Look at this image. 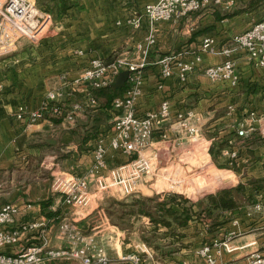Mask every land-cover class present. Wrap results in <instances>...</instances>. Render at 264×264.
Returning a JSON list of instances; mask_svg holds the SVG:
<instances>
[{
    "label": "crops",
    "instance_id": "0c3cea01",
    "mask_svg": "<svg viewBox=\"0 0 264 264\" xmlns=\"http://www.w3.org/2000/svg\"><path fill=\"white\" fill-rule=\"evenodd\" d=\"M35 1L50 13L48 29L37 40L23 38L14 51L0 56V206L6 202L19 204L18 221L41 216L71 217L84 228L90 225L91 215L99 204L77 210L65 203L62 196L52 192L50 180L38 174L31 175V171L46 168L48 162L64 171L86 172L94 162L96 141L107 133L116 111L113 107L105 109L108 117L100 123L96 136L85 142L82 136L88 133L101 111L96 109L97 104L89 102L86 82L63 100L69 109L80 105L75 122L50 117L27 124L18 119L15 112L21 105L30 110L40 107L46 92L59 86L63 76L69 79L78 77L94 57L108 61L118 56L138 59V44L154 31L157 42L143 67L144 79L136 98L138 114L159 109L164 99L171 102L172 113L156 129L152 146L144 151L150 168L140 176L139 188L161 176L163 169L166 172L168 169L171 192L157 190L155 197L161 195L163 198L155 208L166 204V207L182 210V206L175 204V174L172 171L175 162L187 171L202 168L214 180L199 186L195 184V173L188 176L183 186L189 192L185 193V199L193 204V213L199 210L198 203L206 195L239 183L246 184L254 203H262L261 210H253L254 203H244L229 221L214 231L210 230L207 219L197 214H193L186 225L180 226L174 221L170 226L165 225L164 228L171 231L164 232L165 236L161 238V245L157 248L160 257L166 264H208L200 249L216 239L224 240L231 230L237 231L229 241L231 250L222 247L218 252V248L212 246L211 254L217 256L218 261L251 264L254 251L264 254V189L256 192L251 184L264 178V137L255 132L240 147L236 158L228 152L237 128L247 122L249 111L256 109L264 114V67L255 65L248 52L233 41L235 34L264 17V0H234L228 12L224 11L222 4L212 2L199 12L166 21H153L145 14L146 4L154 0ZM227 13L230 15L225 16ZM133 17L139 19L137 25L127 22ZM206 35L215 37L219 49L223 46L232 48L239 75L237 83L214 82L205 74L206 66L220 63L225 58L222 52H201ZM198 53L202 55V62L189 72L186 80H181L177 74L163 76L160 59L164 55L171 54L188 62L193 61ZM126 88L119 96L124 95ZM231 105L235 109L229 113ZM189 111L199 117L201 147L191 142L188 132L178 123L179 114ZM107 157L106 175H113V170L126 175L132 169L131 158L122 153L111 150ZM40 161L41 168L37 166ZM27 174L30 177L25 179ZM196 187L200 188L196 190ZM111 191L113 197L125 202L132 201L129 199L140 193L124 190L121 194L113 188L104 192ZM192 193L196 198L191 196ZM111 198L106 196L105 200ZM137 216L152 220L145 214ZM138 243H146L150 250L158 253L141 237L135 244ZM0 250L12 249L5 246Z\"/></svg>",
    "mask_w": 264,
    "mask_h": 264
},
{
    "label": "built area",
    "instance_id": "2783aa9c",
    "mask_svg": "<svg viewBox=\"0 0 264 264\" xmlns=\"http://www.w3.org/2000/svg\"><path fill=\"white\" fill-rule=\"evenodd\" d=\"M212 2L222 4L227 10L234 5V0H154L146 4L144 12L153 21H166L199 12ZM50 21V13L35 0H0V56L14 51L23 38L37 40L46 32ZM127 22L137 25L139 19L133 17ZM233 41L248 52L255 65L264 67V17L235 34ZM156 42V33L151 31L138 44L140 55L136 60L127 56H118L110 61L94 57L78 77L69 79L63 76L59 86L46 92L40 107L30 110L21 105L17 108L16 117L27 124H35L50 117L63 118L72 123L76 121V111L80 109V105L76 104L69 109L63 104V100L72 91L86 82L89 102L95 105L97 99L93 96V88L110 85L121 71H130L124 95L113 100L116 113L110 121L109 129L96 141L93 165L81 174L64 171L53 165L51 190L62 196L65 203L74 206L88 205L96 199L97 194L116 186L123 188L127 193L137 192L140 176L150 168V161L144 151L152 146L156 129L160 128L172 113L171 102L164 99L159 109L148 111L144 115L138 114L136 98L144 79L143 67ZM205 51L222 52L225 55L222 62L205 67V74L212 81L238 82L236 60L232 56L233 50L230 46L219 49L215 37L206 35L201 43V52ZM201 62V53L188 62L171 54H166L160 59L163 76L171 77L177 74L181 80H186L189 72ZM234 109L231 105L229 113ZM178 123L194 139L200 136L199 117H196L193 111L179 114ZM255 132L264 137V114L251 109L247 122L237 128L236 137L231 141V149L228 152L232 158L238 156L240 147ZM162 135L163 138L167 136L165 133ZM111 150L131 158L132 169L128 174L124 175L120 170H113V175L110 176L105 174L108 167L107 156ZM252 208L261 210L262 203L256 202ZM19 211L20 206L17 203L6 202L0 206V249L5 246L12 249L0 250V264H52L57 260H76L80 264H113L115 261L161 264L160 259L155 258V252L150 250L146 243L122 249L124 230L112 224L104 206H98L94 210L90 225L85 228L71 217L41 216L34 220L18 221ZM236 233V230H231L224 240L216 239L212 244H205L200 249L208 264H236L234 261L220 262L217 256L211 254L212 246L217 247L218 252H221L222 247L231 250L229 241ZM250 263L264 264V254L254 251Z\"/></svg>",
    "mask_w": 264,
    "mask_h": 264
},
{
    "label": "rangeland",
    "instance_id": "374dc122",
    "mask_svg": "<svg viewBox=\"0 0 264 264\" xmlns=\"http://www.w3.org/2000/svg\"><path fill=\"white\" fill-rule=\"evenodd\" d=\"M230 10L224 9L225 12H228ZM200 137H201V135L197 136L194 139V137L189 136V138L193 144L196 143L197 146L199 145L201 147ZM157 145H159V144H157ZM171 161H169V162H171ZM40 164H41V161H40V163H38L37 166L41 168ZM174 164L176 166L173 167L174 169L172 168V171L175 174V187H174L175 188V194H176L175 195V204L182 206V208L183 207L192 208L193 204L191 203V201H188L187 199H185V193L188 194L189 192L183 186V184L188 180V176L190 174L195 173L193 175L195 180L197 181V182L195 181V184L198 183L199 186H201L204 182L205 183L208 181L211 182L213 179L209 178V172L207 173V171L202 170V168L195 169L193 171H187L185 168L180 167L179 164H177L175 162H174ZM165 170L166 169H163L160 172L161 176H158L159 179L157 177H155V178H153V180L148 182L146 185H142L140 188L138 185V187L136 189H137V191L140 192V193H138L139 195L133 196L129 200H132L135 198L145 197V198H147L146 200L148 203L146 205L149 207L155 208L156 204H158L159 201L163 198V196H161V195H158L155 197L156 191L157 190H163L164 191V189L170 191L172 188L171 182L168 181V179H167V173L169 172V170L167 169L168 172H166ZM53 172H54V168H53L52 164L47 162L46 168L38 170V172L36 171V168H34V170L31 171V175L36 176L38 174L39 177L46 178L47 180H50V182H52ZM226 173L227 174H233L232 171H227ZM24 177H26L25 179H28L27 177H30V175L28 176V174H27L26 176L24 175ZM234 179H235V177H234ZM228 180H227V182H228ZM149 184H153V185L149 186ZM227 184H229V182ZM199 188L200 187H196V190H198ZM113 189H114V191H117L121 194H122V191H124L123 188H120L119 186L113 187ZM116 194H118V193H116ZM106 196L116 198V197H113L112 191L111 192H104L103 195L97 194L96 199H93L88 205H77V206L72 205V206L76 207L77 210L81 211V209H86L87 206H92V207L96 206L97 207L98 204H99V206H101L102 204H105L104 207L106 208V211L111 218L112 224H116L121 230H124L125 239H124V244L122 245V249H124V250L128 249V248H133L134 244L140 241V237L142 239H144L149 245H153L156 249L159 248V246L161 245L160 244L161 238L163 236H165L164 232H170L171 229L164 228V226H165L164 224H161V225H158L157 227H154V224H156L155 222H153L152 220L149 221L147 219V217L146 218L138 217L137 213L136 214L135 213L128 214L129 212H127V214H125V216H122V214L119 212V210H121L124 206L122 203V200H119L116 198V200L114 202V200L111 198L110 200L106 201L105 200ZM191 196L196 198L195 197L196 195L194 193H192ZM148 197H151L152 200H149ZM104 200L106 201V203L104 202ZM126 202H128L130 204V206H127V208H131V209L132 208H139V206H140V205H137V207H136V205L132 206L131 205L132 201H126ZM108 206L111 207V214L109 213V210L107 209ZM92 216H93V213L91 215V219H92ZM147 216L150 217L149 215H147ZM143 219H146L147 221H149L148 224H146L143 221ZM146 225L150 226V228L148 229L146 227ZM157 252L158 253L155 255V258L160 259L161 264H166L165 261L162 259V257H160L161 252L158 251V249H157ZM52 264H80V263L76 260H57V261L53 262ZM113 264H132V263L115 261Z\"/></svg>",
    "mask_w": 264,
    "mask_h": 264
},
{
    "label": "trees",
    "instance_id": "16d2710c",
    "mask_svg": "<svg viewBox=\"0 0 264 264\" xmlns=\"http://www.w3.org/2000/svg\"><path fill=\"white\" fill-rule=\"evenodd\" d=\"M254 1V0H253ZM259 0H256L258 2ZM230 15V13L225 14V16ZM127 87V86H126ZM126 87L113 89L110 85L93 88V96L97 99L96 109H101L98 116L95 117V122L92 127H90L88 133L82 136L83 142L87 141L88 138H94L98 132L99 125L108 117L105 109L113 107V100L115 97L122 94ZM250 140L247 139L248 142ZM253 189L256 192L264 189V178L256 179L251 182ZM147 198H135L132 199V206L139 208H127L130 206L128 202L122 201L123 208L119 210L122 216L128 214L137 213L149 215L156 225L164 224L170 226L174 221L180 226L186 225L189 219L192 218L193 214L202 216L207 219L209 223V228L211 231L217 230L219 226L223 225L232 218V215L239 211L240 207L244 203H254L255 199L253 194L247 191L246 184L239 183L234 186L224 187L218 189L214 193L206 195L202 200L199 201V210L193 213L192 208L183 207L182 210L174 209L173 207H166L165 205H160L158 208L149 207L146 204ZM115 202V200H114ZM107 209L111 214V207L108 206ZM129 210V211H128Z\"/></svg>",
    "mask_w": 264,
    "mask_h": 264
},
{
    "label": "water",
    "instance_id": "95a60500",
    "mask_svg": "<svg viewBox=\"0 0 264 264\" xmlns=\"http://www.w3.org/2000/svg\"><path fill=\"white\" fill-rule=\"evenodd\" d=\"M129 76H130V71L129 70H123V71H121L117 75V77L115 78L114 82H112L110 84V86L113 89H118V88L126 87L127 84H128Z\"/></svg>",
    "mask_w": 264,
    "mask_h": 264
}]
</instances>
